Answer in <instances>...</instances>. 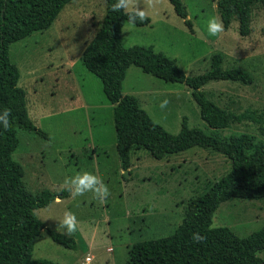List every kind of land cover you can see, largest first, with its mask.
Wrapping results in <instances>:
<instances>
[{
	"label": "rangeland",
	"instance_id": "obj_1",
	"mask_svg": "<svg viewBox=\"0 0 264 264\" xmlns=\"http://www.w3.org/2000/svg\"><path fill=\"white\" fill-rule=\"evenodd\" d=\"M182 1L193 31L168 0H159L155 8H146L149 24H123L121 43L126 47L151 45L174 58L187 75L208 69L215 52L222 54L223 68L247 70L252 76L248 84L211 80L201 89L218 106L251 116L219 129L221 136L245 132L264 141L262 3L251 8L248 35L241 36L238 22L232 20L220 36H211L207 23L211 17H219L217 0ZM104 11V0H70L47 29L9 46V57L19 69L17 83L26 92L29 117L47 133L42 137L17 129L19 143L12 156L23 167L26 188L59 191L67 188L66 178L89 171L101 177L111 193L101 202L92 193L73 199L68 192L35 209L36 216L54 231L66 211L76 215L78 227L71 236L75 248L54 242L41 230L33 240L31 259L47 258L57 264H126L128 248L134 242L172 234L184 217L188 200L205 191L206 182L217 180L230 169L225 155L200 146L160 159L144 148L133 147L129 167H121L112 104L100 79L80 59ZM122 93L137 97L139 105L170 133L179 131L183 117L189 126L210 132L184 83L167 82L130 65ZM165 99L169 103L161 108ZM211 226H227L239 236L248 235L264 227V200L229 198L214 211ZM258 255L264 259V250ZM87 256L90 261L85 260Z\"/></svg>",
	"mask_w": 264,
	"mask_h": 264
},
{
	"label": "trees",
	"instance_id": "obj_2",
	"mask_svg": "<svg viewBox=\"0 0 264 264\" xmlns=\"http://www.w3.org/2000/svg\"><path fill=\"white\" fill-rule=\"evenodd\" d=\"M70 0H0V112L10 109L11 128L0 125V264H57L47 258L31 259L33 240L44 230L56 243L75 248V240L47 227L35 214V209L68 194L67 188L51 191L44 188L33 192L22 180L24 170L12 156L19 139L17 129L23 128L47 137L29 117L26 92L18 85L19 69L9 57L12 42L35 31L47 29ZM174 12L183 19L190 31L192 23L182 0H168ZM116 0H104L102 22L83 48L82 65L102 84L106 99L112 104L116 150L121 167L130 165L133 147H141L156 159L193 146L211 148L230 160V169L220 178L206 182L205 191L194 196L185 206L181 223L168 236L134 242L127 252L126 264H264L258 255L264 250V227L239 236L227 226H211L219 204L229 198L264 200V141L242 132L221 136L219 129L242 118L218 106L201 89L211 80H229L248 84L251 74L239 67H222V54L210 56L208 69L187 75L175 64V59L156 51L151 45L121 43V28L128 21L123 11L111 10ZM264 0H217L219 17L227 29L232 20L238 22L241 36L250 32L252 6ZM150 18L135 25H147ZM130 65L139 67L167 82L184 83L199 107L200 117L210 132L189 126L183 117L177 133H170L155 122L139 105L137 97L122 93V82ZM199 233L206 239H192Z\"/></svg>",
	"mask_w": 264,
	"mask_h": 264
},
{
	"label": "clouds",
	"instance_id": "obj_3",
	"mask_svg": "<svg viewBox=\"0 0 264 264\" xmlns=\"http://www.w3.org/2000/svg\"><path fill=\"white\" fill-rule=\"evenodd\" d=\"M159 0H145L144 3L141 0H116L114 4L111 5V10L113 12L123 11L127 15L129 24L135 26L137 20L143 22L149 19L148 12L146 8H155ZM141 3L143 7H141ZM207 31L211 36H220L225 31L223 20L218 16H213L208 20ZM169 101L165 99L161 102L160 107H167ZM11 110L5 108L0 112V125L3 126L5 130L11 128L10 120ZM64 184L67 186V191L73 199L78 196H84L87 193H92L96 199L104 202L108 196H110V189L104 180L98 175L84 171L82 173H77L74 176L65 179ZM78 220L74 213L71 211H66L64 213L63 219L59 221L56 231H60L62 235L66 237H71L73 233L77 231ZM192 239L200 243L206 239L199 233H193Z\"/></svg>",
	"mask_w": 264,
	"mask_h": 264
},
{
	"label": "built area",
	"instance_id": "obj_4",
	"mask_svg": "<svg viewBox=\"0 0 264 264\" xmlns=\"http://www.w3.org/2000/svg\"><path fill=\"white\" fill-rule=\"evenodd\" d=\"M85 260H86V261H90V257L87 256V257L85 258Z\"/></svg>",
	"mask_w": 264,
	"mask_h": 264
},
{
	"label": "crops",
	"instance_id": "obj_5",
	"mask_svg": "<svg viewBox=\"0 0 264 264\" xmlns=\"http://www.w3.org/2000/svg\"><path fill=\"white\" fill-rule=\"evenodd\" d=\"M58 200V199H57Z\"/></svg>",
	"mask_w": 264,
	"mask_h": 264
}]
</instances>
